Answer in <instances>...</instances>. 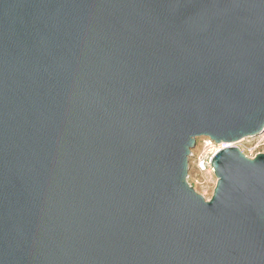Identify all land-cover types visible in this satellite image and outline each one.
Returning a JSON list of instances; mask_svg holds the SVG:
<instances>
[{"label":"water","instance_id":"95a60500","mask_svg":"<svg viewBox=\"0 0 264 264\" xmlns=\"http://www.w3.org/2000/svg\"><path fill=\"white\" fill-rule=\"evenodd\" d=\"M263 133L264 0H0V264H264Z\"/></svg>","mask_w":264,"mask_h":264},{"label":"rangeland","instance_id":"374dc122","mask_svg":"<svg viewBox=\"0 0 264 264\" xmlns=\"http://www.w3.org/2000/svg\"><path fill=\"white\" fill-rule=\"evenodd\" d=\"M232 146L237 147L246 157L253 158L255 155L264 154V133L255 138H246ZM201 149L200 139H196L193 153L196 155ZM195 161L193 158L188 160L187 182L193 187L195 192L201 195L206 201L210 200L216 180L213 175L203 174L195 177ZM196 179V180H195ZM198 180V181H197Z\"/></svg>","mask_w":264,"mask_h":264},{"label":"built area","instance_id":"2783aa9c","mask_svg":"<svg viewBox=\"0 0 264 264\" xmlns=\"http://www.w3.org/2000/svg\"><path fill=\"white\" fill-rule=\"evenodd\" d=\"M200 141V151L196 155L193 153V151H191V158H193L195 161V177L201 176L203 174L213 175V170L210 165L211 161L218 152L224 149V147H222V144L217 145L208 139H200Z\"/></svg>","mask_w":264,"mask_h":264},{"label":"bare ground","instance_id":"6f19581e","mask_svg":"<svg viewBox=\"0 0 264 264\" xmlns=\"http://www.w3.org/2000/svg\"><path fill=\"white\" fill-rule=\"evenodd\" d=\"M228 145L222 144V147L226 148Z\"/></svg>","mask_w":264,"mask_h":264}]
</instances>
